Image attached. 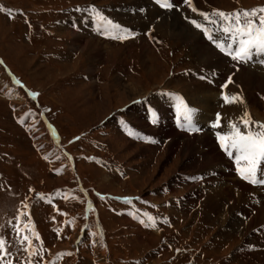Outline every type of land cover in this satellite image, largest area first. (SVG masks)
Instances as JSON below:
<instances>
[{
	"label": "rangeland",
	"instance_id": "obj_1",
	"mask_svg": "<svg viewBox=\"0 0 264 264\" xmlns=\"http://www.w3.org/2000/svg\"><path fill=\"white\" fill-rule=\"evenodd\" d=\"M119 1L0 0V239L6 242L0 264H264L258 239L243 244L238 228L228 225L229 233L220 235L222 224L197 198L204 172L183 170L186 156L169 155L167 140L154 139L129 119L139 101L132 102L122 85L154 96L167 81L202 72L194 52L201 31L191 29L190 42L160 32L145 41L108 38L103 62L92 63L70 46L73 35L63 25L88 19L93 7L107 17L148 13L142 0ZM215 2L199 0L198 7L209 15L264 8V0ZM129 19L125 24L132 28ZM143 42L152 50L145 63ZM263 61L256 54L251 65ZM230 77L232 87L238 79ZM253 94L260 106L252 110L264 121V92ZM140 114L137 122L145 119L154 131L166 134L173 127L179 137L187 135L173 123L159 128L153 106ZM149 139L156 143L141 151ZM228 163L237 166L235 159ZM181 177L185 181L174 185ZM214 179L204 186L215 189L220 177ZM238 216L230 215V222ZM256 229L249 232L259 234Z\"/></svg>",
	"mask_w": 264,
	"mask_h": 264
},
{
	"label": "bare ground",
	"instance_id": "obj_2",
	"mask_svg": "<svg viewBox=\"0 0 264 264\" xmlns=\"http://www.w3.org/2000/svg\"><path fill=\"white\" fill-rule=\"evenodd\" d=\"M133 1L135 0H121L119 3L120 5L130 3L131 5ZM206 1L211 2L214 6L216 4L215 0ZM141 2H144L145 9L148 13L142 14L140 11L138 15L134 14L135 16H132L130 19L126 16V13H122V15H113L106 19L136 33L137 35H135L134 38L137 40L140 39L141 41H145L147 36L151 37L150 34L153 32H160L165 36H173L177 40L181 39L184 42H190L191 35L195 34L192 30L196 32L200 30L196 29L194 26L192 27L189 21L197 20V22L204 23L203 17L198 15L199 12H202L198 7L199 0H192L193 6L197 9L195 13L185 6L182 0H175V3L179 6V10L174 8L170 11H162L164 9L160 10V8H158L159 6L150 0H142ZM133 13L135 12L132 9L130 14L133 15ZM179 15H182L185 20L181 21L178 17ZM128 19L129 22L132 23L133 26H131L133 29L126 26L127 24H125V22H127ZM62 28V30L66 29V31L68 29L71 30L73 40L70 46L80 49L81 52L85 53L88 61L92 62L93 58H96V60L103 62L102 60L105 56V51L103 52V50H105L107 44L103 42V40L101 41L96 33L102 34L103 36H106V34L102 27V22H98L97 17L92 20L78 19L75 21L74 19L66 25H63ZM209 28H211V25H209ZM201 33L202 34H199V36L196 34L197 39H195L196 42H194V52L198 63H200L204 69L202 72L201 70L193 71L191 75H188L189 78H187V81H189V83H187V81L179 82V80L167 81L154 96L147 94L145 96H138L132 84L124 83L122 85L124 86V91H127V93L132 96V102L136 100L139 101L138 104L134 103L131 110L129 108L128 112L131 115L129 119L131 124L136 127H146L149 134L154 135V139L167 140L169 155L180 152L183 158L187 157V159L184 160L186 163L183 162L181 165L183 170L204 172L203 176L200 177L202 182L199 180L200 183H198L199 185L203 184V186L200 187V195H197V198L200 201L203 200V203L210 212L211 218L222 224L219 231L220 235L226 236L227 233H229L230 230L226 229V225H228L227 227L231 230L238 228L241 233L243 244H248V239H250V241H256L258 239L259 242L264 243V225H262L264 223V192H261L264 191V184H250L240 178L237 166H233L231 163H228L227 166L224 164L229 158L233 161L235 153H233L231 157V155L221 147L217 136V133L225 134L229 132V123L239 121L245 111L250 115L252 121L264 123V121L258 118L256 112L252 110L254 105L260 106L258 98L253 94V90L264 92V74L262 73L264 72V65L253 67L251 63L254 60V55L252 58L248 59V62L233 60L230 56L222 53L212 41L208 40L203 32ZM142 46L144 49V52H142L144 57L142 56V58L143 63H145L147 62L145 59L152 53V50L145 42H143ZM246 62L249 64L246 65ZM202 76L206 77V79H201ZM230 76H232V78L235 77L236 80L238 79L236 85L232 83V87L231 84L229 85V83H227ZM217 81L221 84L217 85ZM240 82H243V85ZM226 83L227 87L222 88ZM246 83H252V87L247 88L244 85ZM223 94L229 96L238 95L242 98L243 103L225 104L222 100ZM144 97L146 99L142 101ZM181 100L189 108L194 109L191 126H189L182 117L179 107ZM147 106L156 108V119L159 128H163L167 123L171 126L172 123L178 125L176 126L178 128L184 127L187 135H185L184 132L180 135L185 137V139L183 140L181 136L179 137V132L173 131V127L165 134L161 133V131H154L152 128L148 127L145 119L138 123L137 117H134L135 114L141 115L140 112H143L144 108ZM218 113L221 117V127L213 129L211 124L216 120ZM195 129H199V131ZM154 139H149V146H143L141 151L147 152L148 149H151V146L156 143ZM243 163L244 162L241 161V164ZM211 177H220L217 182L215 181L216 184H218L215 186V189L206 187L210 186V182L213 181L214 178ZM184 181L185 180L181 177L178 181H174L173 184L175 185L177 183L178 185L179 182ZM204 184L207 185L204 186ZM203 190L207 192H203ZM250 210H254V214H251ZM239 214L241 217L238 216L235 222H230L232 220L230 215H234L235 217ZM148 217L150 216L146 215L144 220H146L152 228L156 227V223L153 226L148 220ZM259 226L261 228H259ZM256 228L259 230L256 231L259 234H255L254 232L251 234L249 232L250 230L254 231ZM244 249L247 250L248 247L245 246ZM262 261L264 262V253L262 254Z\"/></svg>",
	"mask_w": 264,
	"mask_h": 264
},
{
	"label": "snow or ice",
	"instance_id": "obj_3",
	"mask_svg": "<svg viewBox=\"0 0 264 264\" xmlns=\"http://www.w3.org/2000/svg\"><path fill=\"white\" fill-rule=\"evenodd\" d=\"M154 2L159 8L166 11L174 8L179 10L175 0H154ZM182 3L190 8L192 12H197L192 0H182ZM90 11L102 22L107 38L124 41L137 35L131 30L106 19L94 7ZM198 15L203 17L204 23L196 20H190L189 22L196 29L203 32L207 39L212 41L222 53L230 56L233 60L247 61L255 54H264V8L233 13L214 11L211 15L199 12ZM212 17H217V19ZM209 25H211V28H209ZM201 79H206V77H201ZM231 82V77H229L227 83ZM227 83L222 88H226ZM32 95L35 96L37 94L33 93ZM222 100L225 104L243 103L242 98L238 95L229 96L223 94ZM179 107L183 119L191 126L194 109L189 108L182 100ZM220 120L221 117L218 113L211 127L213 129L221 127ZM228 127L230 128L229 132L225 134L217 133V136L221 147L229 155L235 153L234 159L240 178L250 184H264V170L261 169V165L264 164V123L252 121L250 115L245 111L239 121L230 122ZM195 130L199 131V129ZM241 161L244 163L241 164ZM126 203H130V201H126ZM21 215H27V213L22 212ZM148 220L153 226L155 225L154 218L148 217ZM16 227L19 232V224ZM25 227L32 231L35 239H39L34 228L29 225ZM24 239L28 240L29 247L32 248L31 238L25 236ZM5 243L4 240L0 239V251H5ZM25 250L27 251L28 249ZM35 254L36 250L32 248L30 255Z\"/></svg>",
	"mask_w": 264,
	"mask_h": 264
},
{
	"label": "crops",
	"instance_id": "obj_4",
	"mask_svg": "<svg viewBox=\"0 0 264 264\" xmlns=\"http://www.w3.org/2000/svg\"><path fill=\"white\" fill-rule=\"evenodd\" d=\"M154 230H157V229H154Z\"/></svg>",
	"mask_w": 264,
	"mask_h": 264
}]
</instances>
